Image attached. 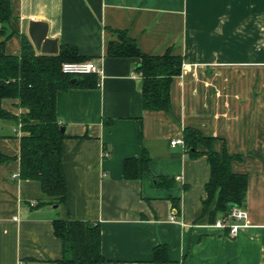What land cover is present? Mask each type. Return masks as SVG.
Instances as JSON below:
<instances>
[{
  "label": "crops",
  "instance_id": "obj_1",
  "mask_svg": "<svg viewBox=\"0 0 264 264\" xmlns=\"http://www.w3.org/2000/svg\"><path fill=\"white\" fill-rule=\"evenodd\" d=\"M9 3L11 19L0 25L7 54L18 55L29 20H41L59 49L74 46L76 61L94 60L102 72L96 87L56 94L64 204H49L38 182L19 178L21 134L0 118L11 121L0 131V155L9 158L0 161V264H54L57 219L98 223L103 264H264V0ZM112 29L145 54L169 49L183 58L168 111L143 110L138 59L106 55ZM18 102L3 98L0 109L25 113ZM187 128L215 138V153L239 157L230 170L246 176L247 225L236 237L203 217L207 157L170 144ZM143 153L148 172L125 179V161Z\"/></svg>",
  "mask_w": 264,
  "mask_h": 264
},
{
  "label": "trees",
  "instance_id": "obj_2",
  "mask_svg": "<svg viewBox=\"0 0 264 264\" xmlns=\"http://www.w3.org/2000/svg\"><path fill=\"white\" fill-rule=\"evenodd\" d=\"M10 19L9 0H0V25L3 29ZM111 33L115 37L107 44V56L138 59L135 72L141 77L143 110L168 111L170 84L173 77L181 73L183 58L169 49L159 55L145 54L126 31L112 29ZM80 59L74 46H62L56 55L37 53L26 36L22 37L18 55L7 54L4 41L0 43V100L18 99V105L27 110L15 115L0 109V118L15 121L18 127L16 134H21L19 178L38 182L49 204H64L67 198L62 166L65 135L60 132L61 125L56 115V94L70 88H92L100 83V77L95 73L69 75L61 72L62 62ZM72 78L75 80L72 81ZM214 140L193 128L182 132L189 158L206 156L210 165V177L205 186L206 198L202 201L203 217L207 216L210 225L218 220H226L231 210L229 205L242 206L246 195V176L233 174L230 170L231 161L239 157L229 156L226 152L215 153L212 149ZM7 160L9 158L0 155V161ZM148 162L146 153L139 160L127 159L124 178L138 179L142 172H148ZM53 233L62 244V256L54 264L105 262L100 251L98 223L57 219L53 223ZM159 251L160 247L154 253L157 255Z\"/></svg>",
  "mask_w": 264,
  "mask_h": 264
},
{
  "label": "built area",
  "instance_id": "obj_3",
  "mask_svg": "<svg viewBox=\"0 0 264 264\" xmlns=\"http://www.w3.org/2000/svg\"><path fill=\"white\" fill-rule=\"evenodd\" d=\"M60 70L64 74L82 75L87 73H95L99 77L101 75V68L94 60L85 61H64L61 63ZM17 132V131H15ZM18 133V132H17ZM171 146L181 145L184 147L182 139H175L171 141ZM13 177H16L13 175ZM174 219V217L172 218ZM247 225V212L243 205L234 207L230 210L226 220H218L214 226L219 229H227L230 237H236L239 231Z\"/></svg>",
  "mask_w": 264,
  "mask_h": 264
},
{
  "label": "water",
  "instance_id": "obj_4",
  "mask_svg": "<svg viewBox=\"0 0 264 264\" xmlns=\"http://www.w3.org/2000/svg\"><path fill=\"white\" fill-rule=\"evenodd\" d=\"M48 24L41 20H29L27 33L34 50L40 54L56 55L59 52L58 39L50 38L47 35ZM75 78H72L74 81ZM60 132L63 133V127L60 128ZM232 209L234 205H229Z\"/></svg>",
  "mask_w": 264,
  "mask_h": 264
},
{
  "label": "rangeland",
  "instance_id": "obj_5",
  "mask_svg": "<svg viewBox=\"0 0 264 264\" xmlns=\"http://www.w3.org/2000/svg\"><path fill=\"white\" fill-rule=\"evenodd\" d=\"M10 122L11 121L9 120H0V131L7 132L8 130H10V125H11Z\"/></svg>",
  "mask_w": 264,
  "mask_h": 264
}]
</instances>
